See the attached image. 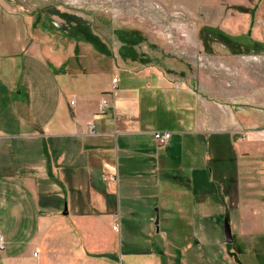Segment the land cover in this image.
I'll return each mask as SVG.
<instances>
[{"label":"crops","instance_id":"obj_1","mask_svg":"<svg viewBox=\"0 0 264 264\" xmlns=\"http://www.w3.org/2000/svg\"><path fill=\"white\" fill-rule=\"evenodd\" d=\"M254 4L247 30L232 36L245 38L243 43L250 33L264 44V0ZM126 61L54 32L45 22L31 23L0 0V264H175L174 239L168 241L160 228L181 223L187 209L192 224L200 221L198 202L185 205L184 192L170 190L171 178L183 185L196 169L191 102L195 133H231L236 149L239 170L215 174L221 201L215 217L228 220L233 242L244 244L247 255L264 258V132L242 129L246 116L251 125L259 116L224 111L219 105L231 103L220 95L211 98V88H199L197 97L189 72L177 79ZM104 100L109 110L100 109ZM156 131L172 133L167 146L155 145ZM175 145L180 152L173 151ZM178 153L190 160L188 173L183 164L171 172ZM132 179L153 182L146 190L127 182ZM128 192L167 197L158 205L168 210L164 217L157 208L146 219L151 241L142 251L123 249L117 195L126 198ZM203 208L200 218H209ZM231 246L223 247L233 259L243 252Z\"/></svg>","mask_w":264,"mask_h":264},{"label":"rangeland","instance_id":"obj_2","mask_svg":"<svg viewBox=\"0 0 264 264\" xmlns=\"http://www.w3.org/2000/svg\"><path fill=\"white\" fill-rule=\"evenodd\" d=\"M5 2L14 11L25 13L31 23L36 21L39 25L45 22L54 32L58 30L63 35L74 27L86 28L100 37L114 54H119L118 49L121 46L115 32L118 30L136 32L142 41L131 47L142 55V62L136 61L131 64L132 61L127 60L130 67L157 69L176 75L177 79L185 78L189 72V77L193 81L190 87L195 88L197 97L200 96L197 90L208 92L211 88L212 92L209 93L211 98L220 95L222 99L226 98L227 102L231 103L229 107L217 104L224 111L245 110L259 116L260 119L255 125H251L246 116L242 129L256 128L264 132V53H249L245 47L237 45L233 47L231 43L215 39L204 30L206 26H213L231 35L245 32L249 16L253 15L254 9L251 7L255 2L259 6L260 0H5ZM191 106L196 169L193 171L194 177L190 173L191 177L186 175L183 178V185L182 179L171 178L170 190L184 192L185 196L180 200L185 205L192 207V204L198 202L200 221L192 224L193 218L189 217L190 211L187 209L181 223L174 221L170 227L162 225L160 231L166 232L168 241L171 242L172 237L174 239L175 264H237L233 256L224 251V245L231 246L225 241V220L215 217L221 213L219 206L221 201L216 196L215 174L219 170L228 171L230 174L239 170L235 161L236 149L232 134L226 132L196 134L192 102ZM230 111L232 113V110ZM179 140L180 138L175 135L173 141L179 144ZM179 148L175 145L173 151L177 152ZM187 152L189 153L188 148ZM175 157L177 160L170 164L171 172L176 171L179 164L180 166L183 164L186 169L184 173H188L190 163L188 157L184 155L182 158L179 153ZM153 164L156 167V164ZM154 167L152 173L156 171ZM157 173L154 176H157ZM127 182L137 184L140 186L139 189L142 187L141 189L149 190L153 181L132 179ZM128 193L126 198L117 195L122 208L119 216L123 222L121 231L123 249L142 251L150 247L148 241H151L148 235L149 222L146 219L149 215L154 216L157 208L160 218L164 217L165 211L168 210H160L158 205L161 199L166 200L167 197L163 198L160 194L159 197L146 199L142 196L147 193L141 192L140 196H135L134 192ZM127 207H132L134 213H126ZM203 207L207 208L205 211L209 218H200ZM233 243V247L239 253L242 247L243 252L238 256L241 264H264L261 254L254 258L247 255L244 244H240L236 239ZM252 247L254 246H249L251 253Z\"/></svg>","mask_w":264,"mask_h":264},{"label":"trees","instance_id":"obj_3","mask_svg":"<svg viewBox=\"0 0 264 264\" xmlns=\"http://www.w3.org/2000/svg\"><path fill=\"white\" fill-rule=\"evenodd\" d=\"M204 30L206 34L208 33L212 35L215 39L224 40L228 43H231L233 47L237 45L238 47H245L248 49V51L253 50L256 54L264 53V44L253 41L250 37V33H248V36H246L247 41L242 43L241 40H244L245 38L241 36L234 37L218 28L206 26ZM115 34L121 42V46L118 49L120 57L124 60H130L132 62H142V55L135 51L133 47H131L133 44L142 41L141 36L139 37L136 32H129L126 30H118L115 32ZM64 35L77 43L81 41L89 43L98 52L104 53L105 55L112 53V51L108 49L109 46L106 45L100 37L96 36L94 32H91L86 28L74 27Z\"/></svg>","mask_w":264,"mask_h":264},{"label":"built area","instance_id":"obj_4","mask_svg":"<svg viewBox=\"0 0 264 264\" xmlns=\"http://www.w3.org/2000/svg\"><path fill=\"white\" fill-rule=\"evenodd\" d=\"M262 25H264V19H263ZM112 80H113L114 84H116L118 82L117 78H113ZM70 103H71V105H74L75 100L73 99ZM100 109H102L103 111L109 110L108 102L105 100L100 102ZM89 133L91 135L96 134L94 124L89 125ZM152 135H153L154 142L158 147L167 146V144L170 142V140L172 139V136H173L170 131H156V132H153ZM104 180L109 181V182H114V183L117 182L116 177H111V178L105 177ZM119 228H120L119 224L115 223L114 229L116 231H119ZM4 248H5V240H3V237L0 236V249L3 250ZM35 256H37V255L35 254Z\"/></svg>","mask_w":264,"mask_h":264},{"label":"water","instance_id":"obj_5","mask_svg":"<svg viewBox=\"0 0 264 264\" xmlns=\"http://www.w3.org/2000/svg\"><path fill=\"white\" fill-rule=\"evenodd\" d=\"M156 225H157V231H159V221L158 219H156ZM224 233H225V241H226V244H232L233 241H234V238H233V235L232 233H230V225H229V222L228 220L226 219L225 221V225H224ZM234 260L238 263V264H241L240 261H238V255L237 253H234Z\"/></svg>","mask_w":264,"mask_h":264}]
</instances>
